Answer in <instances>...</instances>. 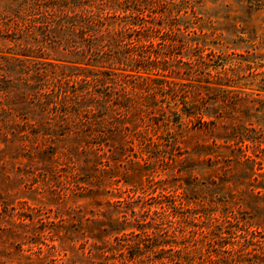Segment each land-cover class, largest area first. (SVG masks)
<instances>
[{"label": "rangeland", "instance_id": "374dc122", "mask_svg": "<svg viewBox=\"0 0 264 264\" xmlns=\"http://www.w3.org/2000/svg\"><path fill=\"white\" fill-rule=\"evenodd\" d=\"M50 3L0 0V264H264V0Z\"/></svg>", "mask_w": 264, "mask_h": 264}, {"label": "trees", "instance_id": "16d2710c", "mask_svg": "<svg viewBox=\"0 0 264 264\" xmlns=\"http://www.w3.org/2000/svg\"><path fill=\"white\" fill-rule=\"evenodd\" d=\"M100 1L102 0H51V5L48 4L47 6L49 9H53L54 11L61 13L62 18H64L65 20L63 23H61V26H71L74 28L76 27L77 29L82 28L85 32H83L84 35H81V37H87V35L90 37H94L96 34L93 28L102 26L103 24L105 25L104 22L107 18L121 19L122 17H124L125 14L133 12V9L127 6V0H114L115 2L105 4L106 6H108V11H105L106 8H102V11L100 10L101 14H96L97 9L95 11L93 9H95L100 4ZM92 7L93 9H91ZM105 12L106 14L103 15ZM145 20L147 21L149 19L146 18ZM133 24L139 25L140 23ZM141 26L143 27L144 24H141ZM96 49V46L89 47L91 53L90 55H92L93 52L96 51ZM85 51H88L87 48L83 50V54ZM120 52L121 51H119V53ZM148 58L150 59L149 62H151L152 64L158 63V58H160V55L159 53H155V55H150ZM82 65H71L72 69H77L80 71H78V73L70 71L69 75L73 77L81 76L83 80L93 81L95 72H102L108 74L107 70L99 69V67H97V64H92L90 61L84 63V65L86 66ZM145 66L147 65H141V67L136 68L131 67V69L133 71L139 72L140 70H142V68L146 69ZM153 66L158 70V73H163L167 70L166 67H160V65L153 64ZM127 75H136L137 77L139 76L132 72L128 73ZM2 91L4 90L2 89Z\"/></svg>", "mask_w": 264, "mask_h": 264}]
</instances>
